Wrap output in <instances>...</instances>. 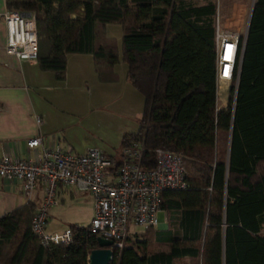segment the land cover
<instances>
[{
    "label": "trees",
    "instance_id": "16d2710c",
    "mask_svg": "<svg viewBox=\"0 0 264 264\" xmlns=\"http://www.w3.org/2000/svg\"><path fill=\"white\" fill-rule=\"evenodd\" d=\"M5 3L34 13L37 64L57 79L64 78L70 52L91 53L101 79L125 61L126 78L144 106L137 130L122 135L120 146L141 140L143 168L155 165L159 147L182 153L187 186L160 193L167 227L144 228L141 240L113 249L109 264H176L184 254L189 264H264V0L252 3L235 98L231 86L221 103L217 0ZM109 23L120 25L119 40L107 34ZM35 207L29 200L0 215V264H87L97 233L70 223L67 244L43 246L30 226ZM161 245L169 249L157 250Z\"/></svg>",
    "mask_w": 264,
    "mask_h": 264
},
{
    "label": "built area",
    "instance_id": "2783aa9c",
    "mask_svg": "<svg viewBox=\"0 0 264 264\" xmlns=\"http://www.w3.org/2000/svg\"><path fill=\"white\" fill-rule=\"evenodd\" d=\"M243 6L245 10L239 21L238 15L234 18L233 14L223 11L222 1L217 5L214 17L217 102L220 89L225 87L223 84L228 90L233 87L232 98H235L250 10L245 21L246 4ZM1 17L5 28V52L17 58L35 59L38 42L34 13L6 8ZM34 119L37 123L41 121L37 114ZM26 145H42L41 136L27 138ZM142 151L143 142L131 140L120 146V159L117 161L95 146L76 152L59 143L42 146L37 158H21L0 152V178L20 181L22 192L27 197L37 181L42 182L43 197L30 222L31 230L41 245L67 244L71 240L69 226L57 231L46 228L49 208L56 203V189L71 186L89 191L93 196V213L88 222L90 230L111 239L112 249L120 248L132 226L146 228L158 224L157 211L163 189L183 188L188 184L180 151L157 148L156 163L151 168L140 165Z\"/></svg>",
    "mask_w": 264,
    "mask_h": 264
},
{
    "label": "crops",
    "instance_id": "0c3cea01",
    "mask_svg": "<svg viewBox=\"0 0 264 264\" xmlns=\"http://www.w3.org/2000/svg\"><path fill=\"white\" fill-rule=\"evenodd\" d=\"M6 8L5 0H0V152L21 158H37L42 146H52L55 143L68 145L76 151L69 135V127L81 120L84 114L92 108L101 110L104 115H108L110 112L108 106L110 105L105 103L106 100L102 98V93H109L110 90L117 88L128 90L138 102L134 106L124 100L117 104L119 110L132 115V121L123 122L117 127L118 148H120L122 135L137 130L144 106L143 95L130 82L142 97L128 86L126 67L125 73L121 75L116 69L117 61L110 70H105L106 78L101 79L94 68L91 53L70 52L66 54L64 78L57 79L53 71L40 69L36 58H17L13 54L5 52V28L1 12ZM111 75L114 78H109ZM93 86H96L101 92V96L97 94L94 101L92 100ZM223 86L225 92L221 91L223 88L219 92L221 102H224L228 94L227 85L223 84ZM35 114L41 118L39 123L34 119ZM36 135L41 136L42 145L27 147L26 139ZM88 146L90 145L79 146L77 148L80 151L76 152H83ZM102 151L111 155L115 161L120 159L119 150L118 152ZM81 192L87 193L86 195L92 199L88 211L90 219L93 213L92 194L71 186H60L56 189V203L52 206V208L56 207V210L52 209L53 213L57 214L59 218L63 217L61 206L63 207L64 201L67 198L71 199L75 193ZM42 197L43 188L40 180L37 181L35 188L27 197L22 192L20 181H7L0 178V215L29 200L37 207ZM159 210L163 211V219L154 228L163 229L168 225L166 211L161 208ZM53 213L51 211L50 216ZM88 222L72 221V223L79 224H88ZM47 230L61 229L52 227ZM140 231L142 230H135L131 227L125 243L132 244L133 240H141L143 236L138 233ZM176 240L181 243L180 238ZM156 249L166 251L169 248L167 245H161ZM189 261V255L184 254L176 260V264H189Z\"/></svg>",
    "mask_w": 264,
    "mask_h": 264
},
{
    "label": "rangeland",
    "instance_id": "374dc122",
    "mask_svg": "<svg viewBox=\"0 0 264 264\" xmlns=\"http://www.w3.org/2000/svg\"><path fill=\"white\" fill-rule=\"evenodd\" d=\"M205 0H193L194 3H202ZM222 1V9L227 14L231 13L234 15V18L238 15V20L240 21L241 15L245 10L244 6L231 5L227 4L225 1H236L243 2L246 4V13H245V21L248 16V10L251 6L253 0H217V5ZM106 32L108 35L116 37L118 40L121 36V27L117 23H109L106 25ZM125 61L119 59L116 63V69L123 75L125 73ZM128 86L132 88L134 92V87L129 83ZM221 90V89H220ZM109 93H102V98L106 100L105 103H108L110 108V112L108 115H104L101 110H97L96 108H92L87 113L84 114L81 120H78L76 124H73L69 127V135L74 143V147L86 146L88 147H98L101 150L106 152H118L119 150V142H118V125H121L123 122L132 121V115L127 114L128 112H123L117 108V104L124 100L128 102L130 105L134 106L138 102L135 100V97L128 92V90H123L122 88H117L115 90H110ZM225 92L223 88L221 90ZM137 94L141 96V94L135 90ZM120 93V94H118ZM97 94L101 96V92L96 86L92 87V100H95ZM221 103L220 99L218 101ZM139 123V122H138ZM137 128V126H136ZM87 147V148H88ZM87 193H75V195L69 199L67 198L63 207L61 206V210L63 211V217L59 218L57 214L53 213V210H56V207L52 208L51 205L49 208V216L47 218L46 228L57 227L63 229L68 226L72 221H77L79 223H87L89 221L88 211L89 206L91 204V197L86 195ZM53 209V210H52ZM53 214L50 216V212ZM158 222H161L163 219V211H157ZM135 230H143L144 228L140 226H132Z\"/></svg>",
    "mask_w": 264,
    "mask_h": 264
},
{
    "label": "water",
    "instance_id": "95a60500",
    "mask_svg": "<svg viewBox=\"0 0 264 264\" xmlns=\"http://www.w3.org/2000/svg\"><path fill=\"white\" fill-rule=\"evenodd\" d=\"M225 2L227 4L238 5L240 7L245 5L243 2H236V1H225ZM252 3H251V7H252ZM251 7L249 10V15H250ZM248 21H249V18H248ZM96 241H97V246L94 248H91L88 252L87 264H109L113 256V249L111 247L112 240L109 238H105L100 235H97Z\"/></svg>",
    "mask_w": 264,
    "mask_h": 264
}]
</instances>
